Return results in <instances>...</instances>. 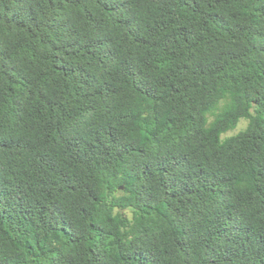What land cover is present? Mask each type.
Returning a JSON list of instances; mask_svg holds the SVG:
<instances>
[{"label":"trees","instance_id":"16d2710c","mask_svg":"<svg viewBox=\"0 0 264 264\" xmlns=\"http://www.w3.org/2000/svg\"><path fill=\"white\" fill-rule=\"evenodd\" d=\"M0 264H264V0H0Z\"/></svg>","mask_w":264,"mask_h":264},{"label":"rangeland","instance_id":"374dc122","mask_svg":"<svg viewBox=\"0 0 264 264\" xmlns=\"http://www.w3.org/2000/svg\"><path fill=\"white\" fill-rule=\"evenodd\" d=\"M244 125H245V120L242 119L241 122H240V124H239V126L236 129H234L232 131H229L227 134H233V133H235L238 129L242 128Z\"/></svg>","mask_w":264,"mask_h":264}]
</instances>
